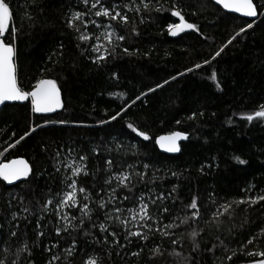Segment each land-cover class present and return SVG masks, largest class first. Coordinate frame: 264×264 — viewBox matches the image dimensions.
Masks as SVG:
<instances>
[{
	"label": "trees",
	"instance_id": "16d2710c",
	"mask_svg": "<svg viewBox=\"0 0 264 264\" xmlns=\"http://www.w3.org/2000/svg\"><path fill=\"white\" fill-rule=\"evenodd\" d=\"M254 1L258 6L264 3ZM6 2L13 12L12 26L18 30L19 86L31 91L37 80L54 79L62 92V107L55 114H37L29 101L7 104L0 111V160L25 157L32 166L29 177L17 184L10 185L0 177V260L6 264H48L56 255L60 260L53 264H68L65 249L73 240L76 251L70 264H83L89 257L96 258L98 264H244L253 259L246 252L264 250V235L247 243L264 228V201L234 205L233 217H220L219 227L212 221V213L222 212L220 205L225 202L264 194V120L243 119L264 104V8L258 7L261 16L251 21L224 11L212 0H149L146 12L123 7L140 5L141 0H102L105 6L118 4L127 12L131 22L123 25L96 17L99 6L91 9L92 0L88 6L81 0ZM174 6L200 31L171 37L168 25L178 22L172 15ZM72 11L87 13L85 21L102 25L96 28L88 23L86 29L80 25L92 39L81 41L80 33L68 27ZM142 16L144 22L140 23ZM109 23L115 29L111 43L103 39V33L111 31L106 27ZM250 23L253 27L247 28ZM241 28L246 32L236 36ZM117 35L125 40L117 41ZM97 36L101 38L96 40ZM233 36L232 43L213 60L215 52ZM10 41L9 35L6 42ZM93 44L101 45L100 54L113 48L114 54L93 63L97 55L91 51ZM205 60L210 63L204 64ZM197 64L201 67L196 68ZM189 68L193 70L186 71ZM213 71L221 82L219 89L210 78ZM173 76L175 80L170 79ZM165 80L169 82L164 84ZM157 84L162 87L156 88ZM150 88L156 90L149 92ZM141 93L147 95L132 104ZM121 108L127 111L111 121ZM193 113L195 118L190 119ZM128 124L146 131L150 139L138 136ZM36 125L42 127L16 144ZM177 130L189 135L181 152L162 153L156 138ZM69 153L88 156L89 175L76 179L78 187L87 188L90 194L92 212L86 217L80 209L70 210L77 219L68 232L57 236L55 230L62 225L55 214L56 196L63 191L66 176L61 161ZM236 156L247 163L240 164ZM109 159L111 167L106 163ZM127 168L134 185L131 191L118 187L115 179L111 187L105 184L109 176ZM112 188L118 198L107 208H99L100 198L106 200ZM161 193L166 199L153 205L151 201ZM124 196L129 199L123 200ZM141 197L153 216L147 221L152 232L141 226L130 230L115 219L106 220V213L116 207L126 211ZM193 197L198 198L200 219L168 228L171 238L164 236L166 225L179 224L191 215L187 205ZM50 198L53 203L43 210ZM161 206L170 212L158 211ZM101 223L107 224V231L100 230ZM137 230L149 238L125 239L128 231ZM193 230L201 233L195 238L200 245L196 251L190 236ZM12 231L17 235L11 236ZM41 231L44 235L38 237ZM172 239L178 243L172 244ZM54 244L58 246L52 247ZM25 245L30 253L24 250ZM157 246L163 255H153Z\"/></svg>",
	"mask_w": 264,
	"mask_h": 264
},
{
	"label": "snow or ice",
	"instance_id": "6c2138e0",
	"mask_svg": "<svg viewBox=\"0 0 264 264\" xmlns=\"http://www.w3.org/2000/svg\"><path fill=\"white\" fill-rule=\"evenodd\" d=\"M81 2L88 6L90 0H81ZM218 4H222L225 9H231L234 10L237 13H242L245 16L248 17H255L258 14L257 8H264V3L260 4L259 6L253 3V0H216ZM97 6H99V10L94 12V15L96 17L101 18H108L110 22H116L117 24H123L127 25L129 24L130 17L127 14V12H123L121 9V5L109 3L107 6L102 2V0H92L91 2V9H96ZM124 8H128L129 11L133 12H141L143 11H149L150 10V2L149 0H141L140 5H134V3H129L123 5ZM160 9H157L159 11ZM87 15V13L80 12V11H72L70 16L67 19V25L69 28H72L76 32L80 33L78 36V39L81 41H88L92 39V36L86 35L81 31V24L86 29L88 23L93 24L96 28L101 27L102 25H99L96 23L95 20L85 21L84 17ZM172 15L177 16L180 18L181 23L180 24H169L168 25V32L176 36L179 32H183L186 29L187 30H194L196 32H199V27L194 23H188L185 21L184 16L182 15L180 10H174L172 11ZM28 19H31V16H28ZM12 20H13V12L10 8V4L6 2V0H0V105H4L5 102L9 101H18L23 102L26 100H31V110L34 113H49L55 111L57 108L62 107L61 103V93L60 89L57 86V81L54 79H39L36 81L35 85L33 86L31 91H25L23 88L19 86L18 78H17V64L15 62L16 60V54L17 49L15 47V42L18 36V30L12 26ZM144 19L143 16L140 19V23H143ZM107 28L111 29V31H106L103 33V39L107 42H112V36L115 32V29L113 28V25L109 23ZM253 24H247V28H252ZM133 32H135L137 35H139L138 32H136V29L133 28ZM246 28H241L238 33H236V36H239L241 33H245ZM11 36V41L6 42L8 39V36ZM101 37L97 36L95 37L96 40H99ZM236 37L233 36L227 44H224L221 46V48L215 52L212 59L215 60L217 57H219L222 52L225 50V48L232 43V40H234ZM117 41H123L125 40V36L123 35H117L116 36ZM63 45H61V48ZM101 45L99 44H93L91 46V51L97 53V55L93 58V63H97L99 61L105 60L108 56L114 54V48L112 52H108L107 49H105V54H100ZM125 53H128V49L125 48L123 50ZM210 61L205 60L204 64H209ZM196 68H200L201 65L197 64L195 65ZM193 69L189 68L186 71L191 72ZM115 76V73H113ZM178 75H183V73H179ZM213 81L216 82L215 86L219 89L221 88V82L217 79V73L215 71L212 72L211 77ZM170 79L175 80L176 77L173 76ZM169 81L165 80L164 84H167ZM162 87L161 84H157L156 88ZM155 88L148 89L149 92H154ZM147 95V93H141L140 96H137L135 100L132 101V104H135L136 100H140L142 96ZM131 105H129L130 107ZM127 111V108H121L120 112H117L115 115L110 117L111 121H115L119 116H121L122 112ZM195 113L190 117V119L195 118ZM202 115V113H201ZM243 119L247 120L248 122H253L254 120H264V104L258 105L257 109L253 112L246 114L243 116ZM60 123H65V121L61 120ZM109 121H100V123H108ZM179 123V121H177ZM38 127H42V125H36L30 128L28 131H25L22 136H20L19 140L16 141V144L20 143V141L24 140L25 137L30 136L33 134ZM127 127L131 129L133 132H136L138 136L142 137L144 140H149L150 136L146 131H139L137 128H135L132 124H128ZM188 135L186 133L182 132H172L168 135L160 136L156 139V143L160 145L161 148H166L168 152H179L181 151V148L178 144L179 140L187 139ZM14 144H10L9 147H14ZM7 151V149L5 150ZM95 152L96 149H93ZM60 153H57V156H59ZM235 160H237L240 164H246L247 161L242 159L239 156L234 157ZM88 160L87 155H80L78 158V161H73L71 164H64V167L71 172V176H66L64 178L65 182L67 183L68 187L71 189L70 191H67L63 194L62 198L56 203V215L60 216L62 220L68 221V224L57 227L56 228V234L57 236L60 235V233L68 232L69 227H73L71 224L72 220H76L77 217L75 216H69L67 214H62L63 208H76L78 205H82L80 207V211L83 212L84 216L88 217L89 214L92 212V209L89 207V203L87 202H81L78 200V193L83 194L84 201L90 200V194L88 193L87 188L85 187H78L77 177H79L81 174L84 176L89 175L88 167L86 161ZM59 163V161H58ZM107 165L109 167L112 166L113 161L111 159L107 160ZM131 167V166H129ZM145 168L148 167V165H144ZM59 172V168L56 169ZM202 170V169H201ZM31 172V169L29 167V164L24 159H13L6 163H0V177L4 181H7L9 183H12L13 181L20 180L21 178H27L29 177V174ZM143 178V173L138 174ZM173 175H176L173 173ZM115 179L119 181L118 187L128 188L129 191H131V187H134V185L131 184V175L126 172L122 173H114L113 175L109 176V179L105 181V184H107L109 187H111L112 180ZM112 196L108 201H105L103 197L100 198L98 202L99 208H107L109 203L116 200L118 197L116 195V189H111ZM171 195V194H169ZM128 196H124L123 200H128ZM166 199L163 193L160 194L156 199H153L151 203L153 205L156 204L157 200H163ZM261 201H264V194L258 195L255 197H248L246 199H241L239 201H231V202H225L224 204L220 205V208L223 209L222 212L216 211L212 213V221L219 227V225L222 223L220 220V217L227 216L229 218L233 217L234 214V205L238 206L239 204H248V205H255ZM53 200L50 198L46 201V203L43 206V210H47V207L49 204H52ZM215 203V201H213ZM187 208L191 210L190 216H185L184 219L180 220L179 224H176L174 221L168 225L165 226V231L163 232V235L166 237L171 238V233L167 231L168 228L176 227L179 228L181 225H187L192 221H196L200 219V212H199V206H198V198L193 197L191 202L187 205ZM25 211H28V209H25ZM125 210L116 207L112 210V212L106 213L105 218L106 220L112 221L113 219L120 222L121 225L124 227H127L129 223L136 222V221H144L141 225L142 228H148L149 232H152V228L150 224L147 223V221H151L153 219L152 214L149 211V204L146 203L143 198H139V204L138 209L129 208L126 211L131 214V219L129 220L127 217L122 218V214ZM160 212L163 213H169L170 209L168 207L161 206L159 208ZM16 214H13V218H15ZM90 218V217H89ZM79 224L83 225L84 220L80 219ZM96 225H93L95 227ZM40 227L39 221L37 222V228ZM107 224L101 223L99 225V228L101 231H107ZM156 231H159L157 229ZM202 231V230H201ZM201 233L193 230L190 233L191 238H193V251H196L199 249L200 245L197 242L195 238H197ZM11 236H16L17 233L15 231H12L10 233ZM38 237L43 236L44 233L38 232ZM85 235H88V233H85ZM112 236H116L115 232L111 233ZM260 235H264V228L260 230V233L257 234V236H254L252 239H249L247 241L248 244H252L254 240L258 239ZM127 236H137L142 239L147 240L149 237L144 234L141 230L137 231H128L127 235L125 236V239H127ZM105 241H107V237H105ZM172 244L178 243L177 240L172 239ZM221 244H223V241H221ZM58 245L54 244L52 247H57ZM215 247V245H213ZM24 250L31 252V249L25 245ZM51 251V249H48ZM211 251V249H208ZM76 251V241L73 240L72 243L69 245L67 249H65V260L68 261V264H70V257L73 256V254ZM243 251V248L241 249ZM133 255H139V253H133ZM153 255H163L162 252H160L159 246L156 247ZM233 255H236L235 252H233ZM246 255L249 257H252L253 259L250 260L249 264H264V250H253L246 252ZM258 257V258H257ZM229 260L232 259L231 256L228 257ZM60 256L54 255L51 260L48 261V264H53V261H59ZM0 264H6L4 260H0ZM12 264H16L15 261L12 262ZM29 264H31V261H29ZM83 264H98V260L96 258L89 257L88 259L83 261Z\"/></svg>",
	"mask_w": 264,
	"mask_h": 264
},
{
	"label": "rangeland",
	"instance_id": "374dc122",
	"mask_svg": "<svg viewBox=\"0 0 264 264\" xmlns=\"http://www.w3.org/2000/svg\"><path fill=\"white\" fill-rule=\"evenodd\" d=\"M78 158H79V157H78L77 155L73 154V153H69V154H67V155H65V156L63 157V161H61V165L63 164V173H64L66 176H71V172H70V170H68V169H66V168L64 167V164H65V163H67V164H71V163H73V161H78ZM145 169H147V168H145ZM123 172L129 173V174L131 175V169H130V168H127V169H126L125 171H123ZM66 176H65V177H66ZM65 177H64V178H65ZM70 190H71V189L68 187L67 183H66L65 180H64V188H63V191H62L60 194H57V196H56V198H57L56 203L62 198V196H63V194H64L65 192L70 191ZM77 195H78V200H80L82 203H83V202H87V203H88L89 200H88V201H84V199H83V194L78 193ZM111 196H112V193L109 194V195L107 196V199H106L105 201H108V200L110 199ZM142 198H144V197H142ZM52 200H53V199H52ZM109 204H110V203H109ZM138 204H139V199H138L136 205L131 206V207H128L127 209H129V208L138 209ZM49 206H50V204L48 205L47 208H49ZM81 206H82V205H78L76 208H63V209H62V214H67V215H69V216H72V213L69 212V211H70V210H73V209H80ZM56 210H57V209H56ZM123 217H127V218L130 220V219H131V214L128 213L127 211H125V212L122 214V218H123ZM59 219H60V222H61V225H62V226L68 224V221L62 220V219L60 218V216H59ZM73 222H74V220L71 221V224H73ZM143 223H144V221H139V220H138V221H136V222L129 223V225H128L127 227L131 230V229H133V228L140 227ZM128 228H127V229H128Z\"/></svg>",
	"mask_w": 264,
	"mask_h": 264
},
{
	"label": "water",
	"instance_id": "95a60500",
	"mask_svg": "<svg viewBox=\"0 0 264 264\" xmlns=\"http://www.w3.org/2000/svg\"><path fill=\"white\" fill-rule=\"evenodd\" d=\"M216 5H218L219 7H221L224 11H226V12H229V13H232V14H235V15H237V16H240V17H242V18H246V19H249V20H251V21H257L259 18H260V16H261V14H260V12H259V8H257V11H258V14H257V16H255V17H248V16H245V15H243L242 13H237V12H235L234 10H231V9H225L224 7H223V5L222 4H218L217 2H216V0H212ZM253 3L254 4H256L255 3V1L253 0ZM257 5V4H256ZM176 17V19L178 20V22H177V24H180L181 23V21H180V18L179 17H177V16H175ZM184 19H185V21L186 22H188V23H191L190 21H188L185 17H184ZM192 30H185V31H183V32H179L176 36H173V35H171L170 33H169V35L171 36V37H174V38H176V37H179V36H181L182 34H184V33H187V32H191ZM15 62H16V60H15ZM17 78H18V75H17ZM58 86V85H57ZM60 89V88H59ZM60 93H61V103H62V92H61V90H60ZM29 101H31L30 100V98H29V100H26V101H23V102H18V101H9V102H5V104L4 105H0V111L3 109V107L5 106V105H7V104H14V103H27V102H29ZM61 108V107H60ZM60 108H57L55 111H53V112H49V113H37V114H55L56 112H58L59 110H60ZM174 132H182V131H179V130H177V131H174ZM170 133H172V132H170ZM182 133H185V132H182ZM169 133H166V134H161V135H159L158 137H160V136H164V135H168ZM187 134V133H186ZM188 135V134H187ZM189 136V135H188ZM157 137V138H158ZM156 138V139H157ZM188 139V138H187ZM187 139H182V140H179L178 141V144H179V146H180V148H181V146H182V143L184 142V141H186ZM156 142V141H155ZM156 145H157V147H158V149L162 152V153H165V154H168V155H177V154H179L181 151H179V152H168L167 150H166V148H161L160 147V145L158 144V143H156ZM13 159H24L25 161H27V163L29 164V167H30V169H31V171H32V166H31V163L28 161V159H26L25 157H16V158H12V159H9V160H6V161H1L0 160V163H6V162H8V161H10V160H13ZM31 173V172H30ZM30 175V174H29ZM2 178V177H1ZM25 178H21L20 180H17V181H13L12 183H9V182H7L8 184H10V185H14V184H17V183H19V182H21V181H23ZM250 262V261H249ZM249 262H246V263H244V264H249Z\"/></svg>",
	"mask_w": 264,
	"mask_h": 264
},
{
	"label": "flooded vegetation",
	"instance_id": "af4514ba",
	"mask_svg": "<svg viewBox=\"0 0 264 264\" xmlns=\"http://www.w3.org/2000/svg\"><path fill=\"white\" fill-rule=\"evenodd\" d=\"M2 161V160H1Z\"/></svg>",
	"mask_w": 264,
	"mask_h": 264
}]
</instances>
